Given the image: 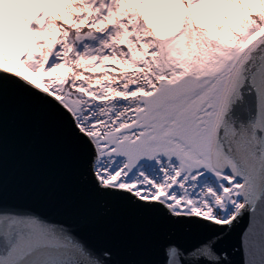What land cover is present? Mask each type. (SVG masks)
<instances>
[{
	"label": "snow or ice",
	"instance_id": "obj_1",
	"mask_svg": "<svg viewBox=\"0 0 264 264\" xmlns=\"http://www.w3.org/2000/svg\"><path fill=\"white\" fill-rule=\"evenodd\" d=\"M228 5L244 15L204 22ZM5 98L64 128L98 193L244 224L238 262L217 234L165 241L157 264H264V0H0V163ZM0 264L113 262L0 201Z\"/></svg>",
	"mask_w": 264,
	"mask_h": 264
},
{
	"label": "water",
	"instance_id": "obj_2",
	"mask_svg": "<svg viewBox=\"0 0 264 264\" xmlns=\"http://www.w3.org/2000/svg\"><path fill=\"white\" fill-rule=\"evenodd\" d=\"M0 201L72 225L89 245L110 250L113 264H157L163 242L191 247L217 234L218 248L241 259L235 249L243 223L226 231L201 221L179 222L160 209L98 193L85 157L64 128L8 98L2 107Z\"/></svg>",
	"mask_w": 264,
	"mask_h": 264
},
{
	"label": "rangeland",
	"instance_id": "obj_3",
	"mask_svg": "<svg viewBox=\"0 0 264 264\" xmlns=\"http://www.w3.org/2000/svg\"><path fill=\"white\" fill-rule=\"evenodd\" d=\"M234 7H235L234 5H228L225 8V14L229 17L228 20H224L222 18V16L215 15V14L214 15H211V16H208L207 13H206V18H205V21L204 22H207V23L210 22V21H215L216 23L236 22L239 18H241L244 15V13L240 12L239 9H236L235 11H233L232 9ZM228 11H230L229 14H227ZM159 24H162L163 25V28L166 26V24L168 25V23H166V21H163V22H161ZM160 28H162V27L160 26Z\"/></svg>",
	"mask_w": 264,
	"mask_h": 264
},
{
	"label": "trees",
	"instance_id": "obj_4",
	"mask_svg": "<svg viewBox=\"0 0 264 264\" xmlns=\"http://www.w3.org/2000/svg\"><path fill=\"white\" fill-rule=\"evenodd\" d=\"M230 13V11H228V13L227 14H229ZM167 23V22H166ZM205 23H207V22H205ZM158 27H162L163 28V25L162 24H159V25H157ZM168 27H170V25L168 24H166V26L164 27V28H168ZM56 74H59V75H67V73L66 72H64L63 70H58V72L57 73H55L54 75H56Z\"/></svg>",
	"mask_w": 264,
	"mask_h": 264
}]
</instances>
